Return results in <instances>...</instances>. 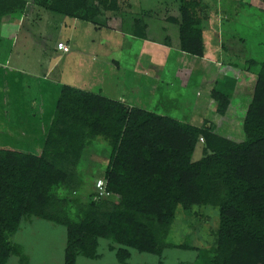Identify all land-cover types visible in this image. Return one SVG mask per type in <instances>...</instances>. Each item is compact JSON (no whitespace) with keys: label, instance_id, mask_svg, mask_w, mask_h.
<instances>
[{"label":"trees","instance_id":"16d2710c","mask_svg":"<svg viewBox=\"0 0 264 264\" xmlns=\"http://www.w3.org/2000/svg\"><path fill=\"white\" fill-rule=\"evenodd\" d=\"M33 1L93 23L106 11L121 9L119 0ZM175 1L180 15L170 20L179 27L180 49L204 56L203 21L210 1ZM27 4L0 0V21L23 14ZM148 32L149 25L136 19L133 34L146 38ZM212 98L217 112L225 115L231 97L213 88ZM243 130L245 140L235 141L212 123L198 126L64 84L39 154L0 147V264L12 256L28 264L14 236L32 217L66 228L64 264H77L79 256L98 258L100 238L110 240L109 249L123 264L130 249L162 257L168 248L197 251L193 263L178 264H264V60ZM201 138L203 156L193 160ZM97 139L111 147L102 177L111 196L95 199L101 177L83 197L79 167L86 147ZM180 205L186 212L195 205L218 208L211 245L169 238Z\"/></svg>","mask_w":264,"mask_h":264},{"label":"rangeland","instance_id":"374dc122","mask_svg":"<svg viewBox=\"0 0 264 264\" xmlns=\"http://www.w3.org/2000/svg\"><path fill=\"white\" fill-rule=\"evenodd\" d=\"M27 1L23 14L11 13L0 21V64L14 77L11 80L6 73V87L10 88L9 82H18L13 88H20L19 101L29 103L33 112L44 109L43 105L47 111L53 105L54 111L62 86L69 84L113 99L122 91L132 105L196 125H201L206 115L214 111L210 118L215 121L217 132L235 141L245 140L244 117L264 60V0H245L252 4L238 6L233 0H207L211 4L209 11L218 16L208 13L213 26L210 19L204 24L211 26L205 29L206 53L214 57L211 67L205 69V61L200 57L180 51L178 26L165 21L168 8L172 10L178 5L173 0H131L133 7L122 13L125 19L122 31L108 27L104 15L93 23ZM225 1L229 4H222ZM119 2L127 7L126 0ZM225 9L234 19L226 20ZM136 19L149 25L146 38L126 34ZM237 30L239 44L231 45L235 53L227 55L218 38L234 42L232 35H237L234 33ZM59 41L69 42L70 51L58 49ZM221 52L224 69L219 58ZM227 61L232 66L236 64L233 70L237 74L228 72L225 67L232 66ZM201 78H205L203 83ZM210 88H217L232 99L225 119L209 108ZM41 129L35 119L18 117L11 122L0 114V146L38 152V142L45 133ZM204 146L203 141L198 142L193 160L203 156ZM110 153L111 147L103 139L86 147L79 167L84 180L81 196L87 197L94 190L95 179L103 177ZM177 212L180 218L174 223L171 240L195 246L213 243L212 231L219 224L218 208L195 205L186 212L180 205ZM14 241L22 244L30 258L28 264H64L66 228L62 225L36 217L25 218ZM99 242L100 256L95 259L79 256L77 264H123L116 252L109 249L110 240L100 238ZM130 250L132 255L125 264H157L160 259L165 264L193 263L197 256L196 250L182 248H168L162 257ZM8 264H20L19 257L12 256Z\"/></svg>","mask_w":264,"mask_h":264},{"label":"crops","instance_id":"0c3cea01","mask_svg":"<svg viewBox=\"0 0 264 264\" xmlns=\"http://www.w3.org/2000/svg\"><path fill=\"white\" fill-rule=\"evenodd\" d=\"M120 1V0H119ZM174 1V3L175 4H178L177 5V7L176 8H173L172 10H170V8L171 7H169L168 8V13H167V15H166V17H164L165 18V21H167V22H170V23H172V24H175V25H177L175 22H172L171 20H170V15L168 16V14L170 13V12H172V11H174V13L172 14L173 16L174 15H177V16H179L180 15V12H179V3L177 2V1H175V0H173ZM234 2H235V4H237V6L238 5H250V4H252L251 2H247V1H245V0H233ZM226 3L227 4H229L228 3V1H225L224 3L222 2V4H224V5H226ZM119 4H120V2H119ZM126 4H127V7H122V5L120 4V6H121V9L119 10V11H106L105 12V14H102V15H100V16H98V17H102L103 15V17H105L106 18V20H104V22L106 23V25L108 26V27H110V28H114L116 31H122L123 30V28H124V24H125V19H124V15L122 14L123 12H128V9H131L132 7H133V4H132V2H131V0H126ZM209 5H211L210 4V2H209ZM167 8V7H166ZM235 8H237V7H235ZM210 8H207V16H206V19L203 21V28H204V41H205V29H206V27L207 26H205L204 24H207V23H205L206 21H208V19H210V21L212 22L213 21V18L211 17V16H209L208 15V13H211L210 11ZM226 15H227V13L229 14V10H227V9H225L224 11H223ZM215 13V12H214ZM214 13H211V14H213L215 17H216V15L218 16V14H214ZM228 17H227V19L226 20H232V18L234 19V17H233V15H227ZM74 19H77V18H74ZM104 23V24H105ZM213 23L214 22H212V26H213ZM178 26V25H177ZM208 27H210L211 28V26H208ZM207 27V28H208ZM166 28V27H165ZM133 30H134V27L132 28V29H129L127 32H126V34H128L130 37H135V35L133 34ZM178 30H179V27H178ZM234 32V31H233ZM235 34H237V35H232L233 36V38L232 39H235L234 40V42L232 41V40H228V41H225L224 40V38L223 39H220V38H218L219 39V42L221 43L220 45H221V48H222V50L225 52V53H227V55L230 53V52H234V50H231L230 49V46L231 45H233L234 43H237V44H239L238 42H237V39H238V34H239V32H238V30L237 31H235L234 32ZM229 36V35H228ZM231 36V35H230ZM169 39V37L167 36V38H166V40H168ZM243 39V38H242ZM59 42H62V41H59ZM58 42V43H59ZM179 42H180V38H179ZM65 43H67L68 45L70 44L69 42H65ZM206 43V42H205ZM63 51V50H62ZM70 51V50H69ZM68 51V52H69ZM180 51H182L181 49H180ZM239 52H243L242 50H240ZM182 53H186V52H184V51H182ZM235 53V52H234ZM190 54V53H189ZM194 56H197V55H194ZM198 57H200L202 60H204L205 62H204V69L205 68H210L211 67V64H212V62H213V58L214 57H210V56H208L207 55V53H205V55L204 56H198ZM219 58H220V60L222 61V63H221V65H222V68L224 69V66H225V61H224V56H222V52L220 53V55H219ZM115 63H117L118 64V67H120V65H119V62L117 61V60H113ZM227 63L228 64H230V66H232V62H229V61H227ZM236 66V64L235 65H233L232 66V68L230 69L229 67L227 68V67H225L227 70H228V72H231V73H233V74H235L236 72H235V70H233V68ZM4 66L3 65H1L0 64V73H1V78L2 79H0L1 80V83H0V88H2V97L0 98V105H1V116H2V118L3 119H7V120H10L11 122H13L14 120L16 121V119L18 118V117H21V119H23L24 117H26L27 119H29V118H31V119H35V121H36V123L37 124H40L41 126H42V129L41 130H43L45 133L43 134L44 135V138L43 139H41L40 140V142H38L39 143V148H38V152L36 151V153H40L41 152V150H42V145H43V141H44V139H45V135H46V126L48 125H50V123H51V121H52V118H53V114H54V111L51 109L52 108V106H50V108L48 109V111H47V108L45 109V105H43V107H44V109L42 108H40V111H35V112H33L32 110V108L31 107H29V103H26V101H24L23 103H21L20 101H19V98H20V96H19V93H20V88H13V86L14 85H16V84H18V82H9V84H8V87H10V88H7L6 87V85H5V75H6V73H7V75L10 77L11 75H10V73L9 72H7V71H4ZM237 74V73H236ZM205 75V74H204ZM206 77V76H205ZM11 78V77H10ZM205 79V78H204ZM203 78H201V80H202V82L201 83H203L205 80H204ZM11 80H14V77L13 78H11ZM200 83V84H201ZM11 84V85H10ZM230 85H232V86H234L235 85V83H229ZM67 85H69V84H67ZM72 86V85H71ZM78 88V87H77ZM212 90H213V88H210L209 89V91L211 92L210 93V96H211V98H209V108H210V106H211V108L212 109H214V110H216V104H215V101H214V99L212 98ZM120 92V91H119ZM104 96H106V95H104ZM115 99H119V100H122L123 102H125L127 105H130V106H136V105H132V103H131V100H129V98L128 97H126V95H124L123 93H122V91H121V93H118V98H116V97H114ZM131 104H130V103ZM231 103H232V99H231ZM231 103H230V105H231ZM230 105H229V107H230ZM10 106H11V109L12 110H9V108H10ZM229 109V108H228ZM228 111V110H227ZM214 113V111H212V112H210L209 114H207L206 115V117L204 118V121H203V123L201 124V125H203V124H205L206 123V126H209L211 123L213 124L215 121H211V118H210V115H212ZM227 113V112H226ZM46 114L48 115V116H46ZM225 116H226V114L225 115H222V117H224V119H225ZM46 121V122H44V120ZM214 120V119H213ZM189 123V122H188ZM191 124H195L194 122H192ZM196 125V124H195ZM215 125V124H214ZM198 126H200V125H198ZM224 135V134H223ZM225 136H227V135H225ZM227 137H229V136H227ZM230 138V137H229ZM1 148H8L9 149V147H7V146H4V147H2V146H0Z\"/></svg>","mask_w":264,"mask_h":264},{"label":"built area","instance_id":"2783aa9c","mask_svg":"<svg viewBox=\"0 0 264 264\" xmlns=\"http://www.w3.org/2000/svg\"><path fill=\"white\" fill-rule=\"evenodd\" d=\"M57 46L58 49L63 50L64 52H68L70 50L69 45L65 42H59ZM201 141H203V138H201ZM96 192L97 195L95 196V199L98 197L111 196V192L106 188V181L102 177L96 180Z\"/></svg>","mask_w":264,"mask_h":264}]
</instances>
